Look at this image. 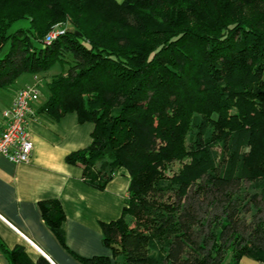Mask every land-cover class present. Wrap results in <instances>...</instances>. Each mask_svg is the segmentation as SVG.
<instances>
[{"label":"trees","instance_id":"trees-1","mask_svg":"<svg viewBox=\"0 0 264 264\" xmlns=\"http://www.w3.org/2000/svg\"><path fill=\"white\" fill-rule=\"evenodd\" d=\"M54 67L42 112L93 125L67 162L99 190L130 177L112 258L82 263H264V0H0V94ZM40 206L66 245L62 204Z\"/></svg>","mask_w":264,"mask_h":264},{"label":"crops","instance_id":"crops-1","mask_svg":"<svg viewBox=\"0 0 264 264\" xmlns=\"http://www.w3.org/2000/svg\"><path fill=\"white\" fill-rule=\"evenodd\" d=\"M22 76L21 85L15 83L0 94V133L3 114L21 88L38 84L42 95L30 119L34 142L30 162L16 164L0 156V264H10L6 249L18 245L25 247L32 260L43 256L51 264H84L78 257L112 258L103 243L101 222L121 216L130 177L121 169L104 190L88 185L82 166L69 164L66 158L90 145L93 125L81 124L75 113L58 121L48 119L41 109L48 95L47 80L42 74H23L18 80ZM47 200L62 204L66 245L43 219L40 203ZM241 264L264 263L245 257Z\"/></svg>","mask_w":264,"mask_h":264},{"label":"built area","instance_id":"built-area-1","mask_svg":"<svg viewBox=\"0 0 264 264\" xmlns=\"http://www.w3.org/2000/svg\"><path fill=\"white\" fill-rule=\"evenodd\" d=\"M63 31L53 30L46 37L50 43ZM38 84L21 88L13 100L12 106L3 114L5 124L0 133V156L16 164L29 163L34 151L30 119L34 116V104L41 98Z\"/></svg>","mask_w":264,"mask_h":264},{"label":"rangeland","instance_id":"rangeland-1","mask_svg":"<svg viewBox=\"0 0 264 264\" xmlns=\"http://www.w3.org/2000/svg\"><path fill=\"white\" fill-rule=\"evenodd\" d=\"M59 28H61V26L60 25H56L48 34H50L53 30H57V29H59ZM60 71V69H59V67H54L52 70H50V71H48V72H44V73H42V75H43V78L45 79V80H47V82L48 81H50L51 80V78L54 76V75H56L58 72ZM23 76L16 82V85L17 86H19V85H21V83H23ZM43 88H45V87H43Z\"/></svg>","mask_w":264,"mask_h":264},{"label":"water","instance_id":"water-1","mask_svg":"<svg viewBox=\"0 0 264 264\" xmlns=\"http://www.w3.org/2000/svg\"><path fill=\"white\" fill-rule=\"evenodd\" d=\"M77 35L81 36V33H77Z\"/></svg>","mask_w":264,"mask_h":264}]
</instances>
